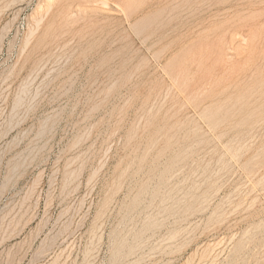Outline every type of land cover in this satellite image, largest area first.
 <instances>
[{
	"label": "rangeland",
	"instance_id": "374dc122",
	"mask_svg": "<svg viewBox=\"0 0 264 264\" xmlns=\"http://www.w3.org/2000/svg\"><path fill=\"white\" fill-rule=\"evenodd\" d=\"M0 264H264V0H0Z\"/></svg>",
	"mask_w": 264,
	"mask_h": 264
}]
</instances>
